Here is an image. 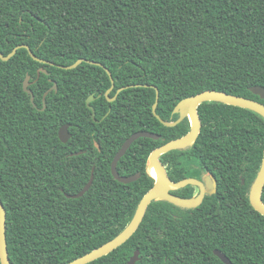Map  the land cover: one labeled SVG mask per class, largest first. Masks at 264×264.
I'll use <instances>...</instances> for the list:
<instances>
[{
    "label": "trees",
    "instance_id": "trees-1",
    "mask_svg": "<svg viewBox=\"0 0 264 264\" xmlns=\"http://www.w3.org/2000/svg\"><path fill=\"white\" fill-rule=\"evenodd\" d=\"M21 44L55 65L35 60L26 48L0 58V200L12 264H67L128 225L155 181L146 171L150 153L190 130L187 118L167 127L154 115L155 87L157 113L168 121L178 118L172 112L180 100L205 90L264 103L250 89L264 86V0H0V52L7 56ZM80 58L110 69V98L129 87L109 101L112 81L102 66H58ZM41 67L47 72L38 77ZM27 75L35 105L23 87ZM54 82L57 90L42 109ZM93 94L95 118L87 104ZM198 111L196 142L174 151L207 166L218 194L197 208L178 207L176 217L168 211L172 204L154 200L128 241L89 264H127L136 250V264H225L215 249L234 264H264V215L249 199L263 158L264 117L215 101ZM64 124L73 134L68 143L58 136ZM143 130L161 138L131 145L117 168L141 176L119 182L113 158ZM78 151L84 152L65 156ZM93 167L89 191L68 197L85 187Z\"/></svg>",
    "mask_w": 264,
    "mask_h": 264
},
{
    "label": "water",
    "instance_id": "water-1",
    "mask_svg": "<svg viewBox=\"0 0 264 264\" xmlns=\"http://www.w3.org/2000/svg\"><path fill=\"white\" fill-rule=\"evenodd\" d=\"M20 48H26L30 55L37 61L43 62V63H50L52 65H55L54 62H49L46 60H43L39 58L33 50L30 48L27 44H21L16 46L10 54L5 56L3 53L0 52V58L2 60H9L11 57H13L17 51ZM82 62H87L90 64L102 66L108 73V75L111 78L112 86L107 90L105 93L106 97L109 101H114L117 98V95L127 87H122L118 89L116 95L113 98L109 97L110 92L115 86V80L113 78L112 72L108 67L103 65V63L98 61H93L86 58H80L75 63L71 65H58L59 67L65 68V69H72L80 65ZM46 73L47 70L43 67L38 69V77L41 75V73ZM31 76L27 75L26 79L24 80V90L31 94V101L34 103L35 96L33 94V91L29 88V86L33 83L30 81ZM149 86V85H146ZM155 87V86H154ZM57 90V83L54 82L53 87H51L48 91L46 90L44 94V107L45 108V100L48 95V93L51 90ZM156 89V101L153 105V113L154 115L167 127H174L180 122H182L184 119H188L190 122V130L183 136L175 138L173 140H170L155 149L152 150V152L149 155L148 158V164L147 169L149 171V174L154 178V184L153 186L143 195L140 202L138 203V206L136 208V211L131 219V221L128 223V225L114 238L109 240L108 242L104 243L103 245L93 249L92 251L86 253L83 256H80L71 262L67 264H89L103 256H106L116 250L118 247L123 245L126 241H128L134 233L137 231L139 226L141 225L145 214L148 210V207L154 200H162L165 199L175 205H178L183 208H195L198 207L201 202L203 201L204 195L206 193V187L205 185L196 180V179H187L184 181L179 182H173L170 180L166 174L165 168L163 164L160 161V157L170 151L178 150V149H186L188 147H191L197 140L201 128H202V121L199 115V106L202 103L205 102H220L228 105H233L245 109H249L251 111H254L264 117V103L261 101H258L256 99L234 95L231 93H227L225 91H218V90H205L202 91L196 95L189 96L186 98H183L180 100L176 106L173 109V115L177 114L178 118L173 120H165L163 119L158 113H157V107L159 104V98H160V91L157 87ZM252 93L255 95H258L261 99H264V86L261 85H254L251 88ZM102 94H99L98 97H101ZM97 97L93 94L87 99L88 106L93 111V117L95 118V109L91 105V102L94 101ZM35 105V103H34ZM69 126L70 124H64L60 127L58 136L62 142H66L68 138L71 136V133L69 132ZM141 137H147L155 140H159L161 138V135L159 133H154L151 131H137L133 133L130 137H128L125 142L122 144L121 148L118 150V152L115 154L112 165H111V171L115 179H117L119 182L122 183H131L133 181H136L140 174L137 173L132 176H121L117 166L120 161V159L126 154L128 149L131 147V145L139 138ZM98 145V144H97ZM99 146V145H98ZM156 171V175H153L152 170ZM94 181V169L92 171L91 177L88 181V183L85 185V187L78 193L68 195V197L72 198H79L82 197L86 192L89 191ZM188 183H192L195 185H199L201 188L200 193L192 198H181L179 196L173 195L169 192V189L171 188H179L182 187ZM210 184L208 183V187ZM264 189V151H263V158L261 166L258 170V173L254 179V182H252L250 191H249V199L252 207L258 211L260 214L264 215V201L262 200V193ZM6 220H7V211L5 209L4 204L0 200V262L1 264H12L9 252H8V244H7V235L6 234ZM214 254L218 256L225 264H234L225 253L222 251L215 249ZM140 260V250H136L130 260L127 264H136Z\"/></svg>",
    "mask_w": 264,
    "mask_h": 264
},
{
    "label": "flooded vegetation",
    "instance_id": "flooded-vegetation-1",
    "mask_svg": "<svg viewBox=\"0 0 264 264\" xmlns=\"http://www.w3.org/2000/svg\"><path fill=\"white\" fill-rule=\"evenodd\" d=\"M69 132H70V126H69ZM72 136H73V134L71 133V136L68 138V140L66 142H63V143H68V141L72 138ZM97 144L98 143L95 141L96 147H98L99 151H101L100 146H98L99 144L98 145ZM83 152L84 151L68 152V153L65 154V156L71 157V156H74V155L82 154ZM180 153L181 152L174 151V150L170 151V152H167V153L163 154L160 157V161H161V163L163 164V166L165 168V171H166V174H167L168 178L170 180H172L173 182L184 181V180H187V179H196V180L202 182L205 185L206 193L204 195L203 201L200 204V205H202V203L205 201L206 198L211 197L212 195L218 194L217 177L207 166H200L199 164H196L195 162H193V161H191L189 159L181 160L180 159ZM191 162H193V163H192V166L190 168V167H188V164L191 163ZM180 163H184V165H186L188 168L186 170L180 169V167H179ZM147 164H148V161H147ZM147 164H146V171L149 172L148 169H147ZM93 169H94V167L92 168V171H93ZM138 173L141 176V173L140 172H138ZM121 176H125V175H121ZM179 177H181V179L178 180ZM208 183L210 184L209 187H208ZM200 191H201L200 186L192 184V183H188V184H186V185H184L182 187H179V188H171V189H169V192L171 194L179 196L181 198H192V197H195V196H197L200 193ZM158 201H160L161 204H164V203H167L169 205L172 204V207L168 211H169V213L172 216H175V217L177 216V212H178L177 208L178 207L179 208H183V207L175 205V204H173V203H171V202H169V201H167L165 199L158 200ZM213 201L214 202L217 201V196H215L213 198ZM223 202H224L223 200H220L221 204H223ZM195 208H197V207H195ZM161 209H162L161 210L162 215L164 216L163 212H164L165 208L161 207ZM184 209H193V208H184ZM205 217H207V215Z\"/></svg>",
    "mask_w": 264,
    "mask_h": 264
},
{
    "label": "bare ground",
    "instance_id": "bare-ground-1",
    "mask_svg": "<svg viewBox=\"0 0 264 264\" xmlns=\"http://www.w3.org/2000/svg\"><path fill=\"white\" fill-rule=\"evenodd\" d=\"M152 173H153V175H156V171L154 169L152 170Z\"/></svg>",
    "mask_w": 264,
    "mask_h": 264
}]
</instances>
